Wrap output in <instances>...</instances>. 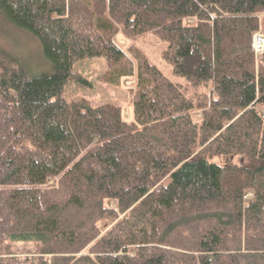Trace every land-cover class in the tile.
Instances as JSON below:
<instances>
[{
    "label": "trees",
    "instance_id": "1",
    "mask_svg": "<svg viewBox=\"0 0 264 264\" xmlns=\"http://www.w3.org/2000/svg\"><path fill=\"white\" fill-rule=\"evenodd\" d=\"M259 29L264 0H0V264H264ZM85 55L135 79L132 118L64 95Z\"/></svg>",
    "mask_w": 264,
    "mask_h": 264
},
{
    "label": "rangeland",
    "instance_id": "2",
    "mask_svg": "<svg viewBox=\"0 0 264 264\" xmlns=\"http://www.w3.org/2000/svg\"><path fill=\"white\" fill-rule=\"evenodd\" d=\"M26 36L24 42L30 49V53L26 51L29 62L39 71L44 70L47 68V64L39 42L28 35ZM116 40L123 45H127L130 41L122 34H118ZM12 41L15 42L16 39L13 38ZM165 43V40L160 39L153 32H148L139 39L140 46L148 53L151 61L162 69L169 78L180 83L188 95L205 90L204 85L190 84L185 75L175 72L172 64L162 57L161 48ZM105 67V60L102 56L85 55L76 60L73 64L72 75L64 85V95L68 98L87 97L95 104L108 101L116 102L124 108L125 116L132 118L135 79L133 77L125 78L119 84H112L101 79ZM253 195L254 192L250 190L246 194V198H251ZM12 246L20 251L34 248V244L23 242L12 244Z\"/></svg>",
    "mask_w": 264,
    "mask_h": 264
},
{
    "label": "built area",
    "instance_id": "3",
    "mask_svg": "<svg viewBox=\"0 0 264 264\" xmlns=\"http://www.w3.org/2000/svg\"><path fill=\"white\" fill-rule=\"evenodd\" d=\"M252 48L255 54L261 55L264 52V32L259 30L253 33Z\"/></svg>",
    "mask_w": 264,
    "mask_h": 264
}]
</instances>
